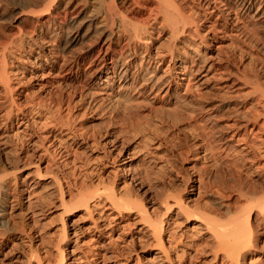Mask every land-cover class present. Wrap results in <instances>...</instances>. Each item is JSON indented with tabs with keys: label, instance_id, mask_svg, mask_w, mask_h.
<instances>
[{
	"label": "bare ground",
	"instance_id": "1",
	"mask_svg": "<svg viewBox=\"0 0 264 264\" xmlns=\"http://www.w3.org/2000/svg\"><path fill=\"white\" fill-rule=\"evenodd\" d=\"M80 4L81 10L70 14L62 23L53 16L55 11L65 13ZM45 15L49 16V21L41 24L34 36L18 27L22 18L40 21ZM245 17L264 21V0H0V109H3L0 117L11 126L16 120L17 135L27 132L31 125L27 119L30 112L24 113L25 106L15 99L17 94L29 97L25 90L27 84L53 73L58 64L61 70L69 63L80 69L91 58L94 44L102 48L107 46L106 50L112 45H120L115 51L117 57L112 68L98 73L95 83L82 82L81 109L84 112L89 109L98 116L100 123H96L95 130L85 131L81 127L80 132V127L76 129L73 123H65V115L68 117L72 108L64 109L60 102L54 119L44 123L49 131L45 130L47 133L42 139L47 141L54 154L58 150V157L55 154V159L51 151H46L45 155L49 153L46 155V176L42 175L43 165L40 164L36 166L35 174L39 175L38 179L48 178L50 185L57 188V196L51 198V204L60 207L67 216L81 211L83 217L80 219L86 222L81 224L73 220L67 226L63 221L64 236L70 228L74 246L70 252L57 247L54 264H142L138 257L136 261L133 259V250L128 249L131 243L133 246L146 244V247L141 245L142 249L150 246L156 264H196L195 258L209 253L213 264L245 262L258 241L255 216L260 215L264 220V83L257 73L255 83L243 95L242 89L250 80L240 74L239 63L227 57L226 62L218 66L223 61L219 59L216 64V57L211 55L215 46L208 41H215L216 33L226 34L231 39L232 34L237 37L247 34ZM228 32H232L229 37ZM237 37L234 36L235 41ZM91 39L94 42L89 44ZM26 40L34 46H26ZM199 45L205 47L204 52L199 51ZM253 45L249 47L253 49ZM35 46L39 49L38 55L34 59L27 57L23 62L25 67L18 68L19 50L23 48L29 54ZM76 47L81 53H73L70 57L68 53ZM236 51L234 55L240 54ZM248 53L250 50L246 55ZM230 54L233 56L232 53L227 56ZM249 58L253 61V56ZM73 79L77 81L79 76ZM174 83L176 88L173 90L171 85ZM209 83L215 90L223 91L221 95L216 93L219 103L214 104L212 110L226 113L228 119L223 127L218 126L213 131L214 135L216 133L226 145L234 146L236 152L226 176L221 174L223 177L213 178V182L201 176L192 180V189L188 191L186 184L181 188L176 183V175L174 178V175L156 173L158 160L164 159L158 145L170 142L169 125L181 130L185 140L189 136H194V140L204 138L207 131L200 117L205 118L207 110L202 106L204 101H200L199 87ZM171 89L176 100L168 106L174 105V108L160 111L158 106L159 111L155 110L153 102L160 99L164 91L170 93ZM226 89L228 91L224 92ZM44 105L42 99H33L30 111L40 110ZM52 130L59 131L61 136L56 138ZM151 136L159 139L155 147L151 146ZM10 137L5 134L2 141L7 142ZM64 137L78 141L77 145L84 144V148L92 152L99 147L106 150L100 158L88 157L77 148L67 147L69 143L65 144ZM200 145L195 146L200 148ZM209 150L204 148L203 155ZM43 154L38 156L39 163H43ZM58 158L66 165H73L71 174H63L66 165H63L65 169L57 165ZM3 176H0V192L4 194L0 218L6 224L3 213L8 179ZM119 177L125 180H119ZM15 179L18 177L14 176ZM128 181L133 187L126 186ZM147 193L153 194L149 205L143 198ZM209 193L218 200L220 198L222 203L216 205L205 200L204 196ZM135 230L136 237L132 235ZM103 241L108 243L104 245ZM31 257L34 258L29 264L49 263L46 255L32 254Z\"/></svg>",
	"mask_w": 264,
	"mask_h": 264
},
{
	"label": "rangeland",
	"instance_id": "2",
	"mask_svg": "<svg viewBox=\"0 0 264 264\" xmlns=\"http://www.w3.org/2000/svg\"><path fill=\"white\" fill-rule=\"evenodd\" d=\"M81 6H82L81 4L77 5V7L75 9H69L68 12L66 11L65 13L55 11L56 13L53 12L54 13L53 16H55V18L60 23H62L63 21H66L69 18L70 14L81 10V8H82ZM144 17H145V15L143 17H141L140 19L142 20ZM22 19H23V21L19 20L20 23L18 22V27L20 26L19 28L22 29V32L27 33V34H29V32H30V34L31 35L33 34V36H34V34H37L38 30H40V25L43 24L44 22L46 23L49 21V16L48 15L43 16L40 21H34L33 18L32 19L22 18ZM245 19L244 20L246 23L245 25H246L247 34H245L246 36L241 34L240 36L242 38L238 36L240 38V40L236 35H234L235 37H237V39L235 41L232 32L227 33L228 37H229V33H230V36L232 34V39H231V37L227 38L226 34L224 35L221 33H216L215 35H218V36H217V39H215V41L210 39L211 40V42H210V40H208L209 43H212V45L215 46V47H213V51L211 52V55L213 57H216V58H218L220 56V58H218V59L215 58L216 64L218 63L219 59H220L219 61H223L221 63H218L217 64L218 66L221 64H224L227 60V57H229L232 60L235 59L234 61L239 63L238 65H240L239 67H240V70L242 71L240 74L245 75L246 77H248L247 79L250 80L251 84L249 83L247 86H245L246 88L243 87V89H242L243 95H246V93L251 89V87L253 85L252 83H255L253 81L256 80V74L257 73H258L257 77L258 78L260 77L259 78V79H261L260 81L261 82L263 81L262 83H264V74L262 76V71L264 70V21L259 19V18H254L252 20L249 17H247V18L245 17ZM31 20H33V21H31ZM251 20H252V22H251ZM253 22L255 25L253 24ZM220 23H222V22H220ZM247 24H248V27H247ZM253 25H254V28H253ZM252 34H253V36H252ZM222 36H224V37L222 38ZM255 36L257 37V39ZM244 37H246V39H245L246 41H243ZM254 37H255V41H254ZM249 38H250V40H248ZM229 39H231V41ZM238 40L241 41V42H239V45L237 43ZM27 41L28 40H26V43H25L26 46H31V45L34 46L33 42L28 41V43H27ZM229 41L231 42V46L229 44ZM251 41H253V43ZM256 41H257V43H256ZM93 42H94V39H91L89 41V44H91ZM213 42H214V44H213ZM241 43L243 45H241ZM254 43H255V45H253ZM245 44H246V46H245ZM249 44L250 45L252 44L254 46V47L252 46L253 49L249 47L250 46ZM199 46L201 47V49L199 51L201 53L204 52L205 47L203 45L202 46L199 45ZM237 46H239V48H242V49L240 50ZM106 47L107 46H104L102 48L101 45L94 44L93 45V54H92L91 58L87 61L88 63L86 62L85 64H83L80 69L75 67L71 63H69V65L67 64V67L64 68L65 70L62 69L63 70L62 71L61 69H59V64H58L57 68L54 69L53 73L45 75L43 77V79L33 80L32 83L27 84L25 90L27 91V93H29V97H28V95H27V97H25L26 96L25 94H21V95L17 94L15 96L16 101L22 102L23 106H25L23 108V112L24 113L30 112V113H28L29 115H27V117H28L27 119L29 120L31 125L29 126V129H27L28 130L27 132L26 131L19 132L20 135L15 134V132L17 131V128H18L17 126H15L16 120H13L14 123H13V126H11L10 123H8L6 125V123L4 122L5 120L3 118H2L3 119L2 120L0 117V171H2L1 172L2 175H5L3 177H6L8 179L7 183L9 181V185L6 183V185H7L6 189L7 190L5 189L6 190L5 191V194H6L5 198L9 201L8 202L6 200L7 211L5 209V212L7 215L5 214V212L3 213V216L4 217L6 216V218H7V219H5L6 224H4L0 218V264H29L30 259L32 260V258H34V257H31L32 254H33V256H35V255L45 256L46 255V259H47L46 261L49 263L51 261V263L54 264V263H56L55 259L57 257V253L55 250L57 249V247L60 246L61 248L67 249V252L68 251L70 252L72 249V246H74V243L71 241V240H73V238H72L73 236L70 232V228L66 229L67 230L66 237L64 236V230L62 227L63 221H65V224L67 226L72 224L73 220L77 221V222L79 221V223H81V224H86V222H84V220L80 219L81 217H83L81 211L75 212L71 216H67V215L63 214L60 207H58L56 205L54 206V204H51V198L57 196V191H56L57 188L52 187L50 185L48 178H46V177L44 178L42 176V178L38 179L39 175L36 176V174H37V167L36 166H38V164L43 165V166H41L42 167L41 173H42V175L46 176V167L45 166H46V162L48 160V156H46V155H48L49 153L46 155H45V153H47L46 151L52 152L53 149L48 147L49 144L47 143L46 140L42 139V135H45L49 131L46 126H45L46 128L44 127V125H45L44 123H46L47 121H50L51 118L54 119V117L58 113L57 103L60 102L61 106L64 109L68 106L70 109L72 108L70 110L71 111L70 115L72 117L70 115H68V117H66V115L63 114V115H65V123H67V121H69L68 123H70V125H71V123H73L74 128L77 127L76 129H78V127H80V129H78V130H80V132L82 129L85 131H89V130L91 131V129H92L94 131L95 130L94 127H97L99 125L100 121L98 120V116H96L95 112L89 111V109H88L86 111L87 112L86 113V112H84V109H81V108H83V106L81 105V104H83V89H82L83 87H82V85L95 83L94 82L95 76L98 73L104 71L107 68H112L114 66L115 57H117L115 51L120 48V45H117V46L112 45L109 48V50H106ZM200 47H198V48H200ZM34 48L35 49H33L32 52H30L29 54H26L24 52L23 48H21L22 50H19V52H20L19 55L21 56V58L19 56L18 61L16 63L17 65L19 64L18 68L25 67V63H23V62H24V60L26 61L27 57L34 59L38 55L39 49L36 48V46ZM232 48H235L236 50L239 49L240 51H242V52H240L239 50L238 51L235 50L237 52V54H238V52L240 54L242 53L241 55H243L245 58L243 56H240V54L234 55L236 53H234L235 51L232 50ZM243 49H244V51L246 50L245 51L246 53H247V50H248V52L250 50V53H248V54H249V57L253 56V61H252V58L248 57V54L246 55V53L243 52ZM71 51H70L71 53L70 52L68 53V55L71 54L70 57L72 56L73 53H74L73 55H75V53L76 54L81 53V50L78 47L74 48ZM229 53H232L233 56L231 54L229 56H227ZM235 56L236 57L239 56L242 59L240 60L239 57L236 58ZM221 57L223 58V60ZM224 57H226V59ZM248 58H249V60H248ZM91 59L94 61L92 65L90 64V61H92ZM237 59L240 61H238ZM254 59H256V60H254ZM246 61H248V62H246ZM251 61H252V63H251ZM241 62H243V63H241ZM248 63H249V65H247ZM254 64H256V65L254 66ZM243 66H245V68ZM89 69H91V70L88 73H86V71ZM231 70L236 72V70L233 68ZM254 73H255V75H254ZM263 73H264V71H263ZM78 76H79V79L77 80L78 81L77 82L73 78L78 77ZM72 79H73V81H71ZM82 82H83V84H82ZM171 86H172L173 90L176 88L175 83H174V85H171ZM172 89H171V92L168 94H166V91H164L161 94L162 97L160 99H158L157 101L153 102V107H154V105L156 107L155 110L161 111L163 109H166L167 107L174 108L173 107L174 105L168 106V104H170V103L172 104L174 102V100H176L175 93L173 92ZM199 89H200L199 91L201 93L200 96L202 98L203 97L205 98L203 100H202V98H201V100L199 98V100L201 102L204 101L202 103V106H204L205 111L207 110L205 113V115H206L205 118L203 117L201 119V117H200L201 123L203 122L202 125H204L206 127V131H207L204 138H201V139L195 138V140H194V136H189V138L187 140H185V137L182 136L183 134H182L181 130L179 132V129L177 127H174L173 125H169V128L171 127L170 133L168 132L170 142H167L165 144L162 143V146L158 145V148H160L159 150L162 151V153L164 155V159H162L161 161L158 160V164L155 167V170L157 171L156 173L159 175L160 174L161 175L168 174L167 176H169V175L173 176L174 175L173 176L174 178L177 176L176 177V183H178L179 186L181 185L180 186L181 188H183L184 187L183 185L186 184L188 189H189L188 191H190L192 189L191 188L192 180L198 179L201 176H203L204 178H207V181L209 178V182H213V178H214V180H215V178L219 179L218 176H220L221 174H224V176H226L227 171H230L229 169H230V165L232 163V159L234 157L233 155L236 152L234 146L226 145L225 143H223L222 141H220L217 138L216 133H215L216 136L214 135V132H215L214 130H216V128H218V126L223 127L226 120H228L226 118V113L214 112L212 110V106L214 104L219 103L218 102L219 98L217 99V95L223 94V91L219 90L217 88L215 90V86L213 87L212 83H209L207 85L205 84V85L201 86V88L199 87ZM225 91L227 92L228 90L226 89V90H224V92ZM229 92H231V90H229ZM216 93H218V94H216ZM33 95H35L36 97L34 98ZM37 98H39L40 100L41 99L43 100V102L45 104L43 106L44 108H42L40 110L36 109L35 112L34 111L31 112L30 111L31 110L30 103L33 99H37ZM159 101H161V102H159ZM69 104H71L72 106H70ZM158 106H160V109ZM242 110L243 109H241V111ZM80 111H82V112H80ZM147 111L149 112V110H147ZM2 114H3V109H0V116ZM80 114L81 115L86 114V115H84L82 117ZM210 114H212V115H210ZM18 116L20 118L23 117V115L21 116V114H19ZM75 116H76V118H74ZM13 118L15 119V117H13ZM66 118H68V120ZM72 121H74V122H72ZM75 124H76V126H75ZM81 127H82V129H81ZM222 127H219V128H222ZM169 128L167 127L166 129L169 130ZM3 132L5 134L11 135V137L8 139L7 142L2 141L3 137L5 136V134ZM52 132L56 138H59L61 136L59 131L57 132V130H55V131L52 130ZM151 137H152L150 140V142L152 143L151 146H153V145H154V147L157 146V144L159 143V139H157L155 137H154L155 138L154 139L153 136H151ZM182 137H183V140H182ZM101 139H102L101 141L104 140L103 138H101ZM66 140L67 141H65V142H67V143H65V144L67 145L69 143L67 145V147H69V148L73 147L72 149L77 148L79 153L84 154L88 157H95L96 156V157L100 158L103 155L104 151L106 150L102 147H101L102 149H99L100 148L99 147L98 149H95V151L92 152L90 150L85 149L84 144L80 143L77 145L78 141L76 142V140H74V142H73V139H66ZM185 141H187V142H185ZM180 142H181V144H180ZM196 144H202V145H200V148H198V146H195ZM48 148H49V150H47ZM204 148L205 149L207 148L208 150L211 149V150H209L207 154L203 155L204 154ZM53 152H52L53 156L55 157V154H56V157H58V153H57L58 150L57 151L55 150V154ZM41 153H44L41 157V159H43V163L42 162L39 163L40 160H39L38 156ZM56 157H55V159H56ZM69 162H70V160H69ZM56 163H57V165L59 164V166L61 165V167H63V169H65L64 166L66 164L63 163L61 159L58 158L56 160ZM61 163H63V164H61ZM68 165H70L71 167ZM61 167H60V170L63 173V170ZM158 168L161 170V172L158 171L159 170ZM70 170H73V165H71V163L66 165V169L64 170L63 174H71ZM2 175H0V176H2ZM14 176H15V178L18 177V179L14 180ZM221 176L223 177V175H221ZM6 178H4L5 182H6ZM119 180H122V177H119ZM124 180L125 179H123L122 181H124ZM17 183H19V184H17ZM126 184H127V182H126ZM129 184L130 183L128 181V184L126 186L129 188L133 187L132 185H129ZM15 185H16V187H15ZM9 188H10V190H9ZM0 193L2 196V197L0 196V198H1L0 204H1V202L3 201V195L4 194H2V192H0ZM186 194H188V193H186ZM210 194L211 193L204 196L205 200H209V202H213L215 204L217 203L216 205H219L222 203L220 198L218 200L217 196L215 197V195H213V194L210 195ZM145 195L146 196L143 197L144 201H145V203H147V205H149L151 203V201L153 200V194L147 193ZM150 195H152V196H150ZM37 200H39V201H37ZM49 200H50V202H49ZM224 201H225V203H227V199L226 200L224 199ZM62 218H64V219H62ZM255 219L256 220H255L254 227H255V230L258 232V233H256L258 241L256 242L253 249L251 248V251L248 253L247 259L245 260V262H243V264H264V220H263L262 216L260 217V215H256ZM183 224H186V223L184 222ZM132 235L135 237L138 236L136 234V230L133 231ZM129 239L130 238H128V240ZM103 242H104L103 243L104 245H106L108 243V241H103ZM138 245H140V244L138 243ZM138 245L136 243V246L134 245L135 246L134 247L132 245V243L129 244L130 247H128V249L130 251L133 250L132 251L133 259L136 261V259H137L136 257H138V259H141L142 264L143 263L145 264L146 261H147V264H156V262H155L156 260L153 258L154 254H152V251H150L151 247L147 245L148 248L147 249L143 248L144 249L143 250L142 246L144 244H141L142 246L141 245L138 246ZM179 250H180L179 254L181 256V250H183L182 247L179 248ZM34 251H35V253H34ZM134 251H135V253L133 254ZM124 252H127V249H125ZM209 252H210V250L207 253H209ZM52 253H53V255H52ZM135 254H136V256H135ZM211 258H212V255H210V253H209V255L206 254L204 257L195 258V260L197 259V262L195 260H193V261H195L196 264H213L211 262V261H213V260H211ZM150 259L152 262L148 261ZM153 261H154V263H153ZM187 262H189V260ZM49 263H47V264H49ZM220 263L221 262H219L218 264H220Z\"/></svg>",
	"mask_w": 264,
	"mask_h": 264
}]
</instances>
